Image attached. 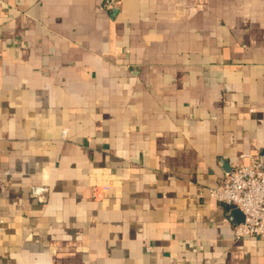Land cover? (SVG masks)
I'll use <instances>...</instances> for the list:
<instances>
[{
    "label": "crops",
    "instance_id": "1",
    "mask_svg": "<svg viewBox=\"0 0 264 264\" xmlns=\"http://www.w3.org/2000/svg\"><path fill=\"white\" fill-rule=\"evenodd\" d=\"M247 154L264 0H0V264H264L208 195Z\"/></svg>",
    "mask_w": 264,
    "mask_h": 264
},
{
    "label": "built area",
    "instance_id": "2",
    "mask_svg": "<svg viewBox=\"0 0 264 264\" xmlns=\"http://www.w3.org/2000/svg\"><path fill=\"white\" fill-rule=\"evenodd\" d=\"M115 4L116 0H104L107 9ZM4 174L8 175L0 166V177ZM49 193L47 184L34 186L30 192L39 201L46 200ZM99 194V188L94 186V199L103 201L104 198H100ZM208 195L221 204L237 209L243 215V221L234 228L236 240L256 238L264 241V161L258 155L240 156L232 171L216 187L208 189Z\"/></svg>",
    "mask_w": 264,
    "mask_h": 264
},
{
    "label": "water",
    "instance_id": "3",
    "mask_svg": "<svg viewBox=\"0 0 264 264\" xmlns=\"http://www.w3.org/2000/svg\"><path fill=\"white\" fill-rule=\"evenodd\" d=\"M116 9H117V7H114V8H113V10H116ZM234 209H235V208H234ZM235 210H237V209H235ZM237 211H238V210H237Z\"/></svg>",
    "mask_w": 264,
    "mask_h": 264
}]
</instances>
